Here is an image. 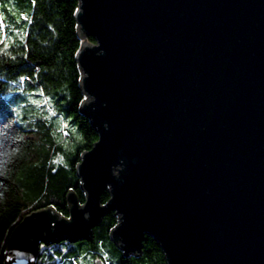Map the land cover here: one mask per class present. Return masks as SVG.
Listing matches in <instances>:
<instances>
[{
	"label": "water",
	"instance_id": "1",
	"mask_svg": "<svg viewBox=\"0 0 264 264\" xmlns=\"http://www.w3.org/2000/svg\"><path fill=\"white\" fill-rule=\"evenodd\" d=\"M77 1L80 111L98 134L77 166L86 202L26 216L6 264L88 240L111 212L127 257L148 236L167 264H264V0Z\"/></svg>",
	"mask_w": 264,
	"mask_h": 264
},
{
	"label": "trees",
	"instance_id": "2",
	"mask_svg": "<svg viewBox=\"0 0 264 264\" xmlns=\"http://www.w3.org/2000/svg\"><path fill=\"white\" fill-rule=\"evenodd\" d=\"M78 5L0 0V264L26 216L53 208L69 218L70 194L86 202L77 166L98 134L80 111ZM109 200L107 189L102 205ZM118 219L106 214L88 240L42 243L35 264H167L148 236L142 252L127 257L111 239Z\"/></svg>",
	"mask_w": 264,
	"mask_h": 264
},
{
	"label": "rangeland",
	"instance_id": "3",
	"mask_svg": "<svg viewBox=\"0 0 264 264\" xmlns=\"http://www.w3.org/2000/svg\"><path fill=\"white\" fill-rule=\"evenodd\" d=\"M35 264V263H34Z\"/></svg>",
	"mask_w": 264,
	"mask_h": 264
}]
</instances>
